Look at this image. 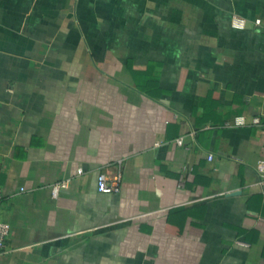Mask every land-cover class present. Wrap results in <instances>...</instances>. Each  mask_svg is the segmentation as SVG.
Listing matches in <instances>:
<instances>
[{
  "label": "crops",
  "instance_id": "0c3cea01",
  "mask_svg": "<svg viewBox=\"0 0 264 264\" xmlns=\"http://www.w3.org/2000/svg\"><path fill=\"white\" fill-rule=\"evenodd\" d=\"M263 158L264 0H0V264H264Z\"/></svg>",
  "mask_w": 264,
  "mask_h": 264
},
{
  "label": "built area",
  "instance_id": "2783aa9c",
  "mask_svg": "<svg viewBox=\"0 0 264 264\" xmlns=\"http://www.w3.org/2000/svg\"><path fill=\"white\" fill-rule=\"evenodd\" d=\"M257 24L260 23V20H257ZM234 25L236 27H244L245 23L242 20L241 22H237L235 20ZM246 124L244 117H237L235 119L234 125L235 126H244ZM253 124H260V119L255 118L253 120ZM176 144L181 147L188 148L184 143V138L180 137L176 139ZM212 154L208 155V160H212ZM0 171H1V164H0ZM256 171L260 177V184L264 189V158L260 159L256 164ZM83 171L81 169L77 170V174L81 175ZM124 180V174L121 170V166L119 167L118 171L113 177H109L105 172H100L97 176V190L99 193L102 194H119L122 190V184ZM70 183V180H63L60 182L55 183L51 187V193L53 198H58L60 192L63 189H66ZM3 199V190L0 187V202ZM11 233V227L8 223L0 221V255L4 253L6 247V240Z\"/></svg>",
  "mask_w": 264,
  "mask_h": 264
}]
</instances>
